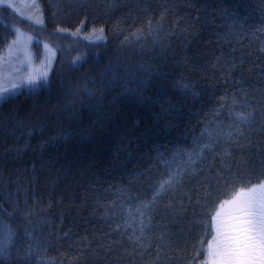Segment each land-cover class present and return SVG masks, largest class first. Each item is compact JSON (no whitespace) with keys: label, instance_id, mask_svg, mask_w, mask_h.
<instances>
[{"label":"trees","instance_id":"16d2710c","mask_svg":"<svg viewBox=\"0 0 264 264\" xmlns=\"http://www.w3.org/2000/svg\"><path fill=\"white\" fill-rule=\"evenodd\" d=\"M37 3L44 31L103 39L0 100V204L19 233L2 264H204L208 209L264 179V0Z\"/></svg>","mask_w":264,"mask_h":264},{"label":"snow or ice","instance_id":"6c2138e0","mask_svg":"<svg viewBox=\"0 0 264 264\" xmlns=\"http://www.w3.org/2000/svg\"><path fill=\"white\" fill-rule=\"evenodd\" d=\"M229 35L230 33L226 32L222 38L226 39ZM28 39H31V37H28ZM19 43L20 38L18 36L13 44ZM262 51H264V48H262ZM77 59L79 57H74L73 62L75 63ZM106 70L112 73L109 82L112 88L121 87L124 91H129L127 82L122 79V74L118 70L113 69L110 65L106 66ZM40 77L46 83L47 72L41 73ZM37 79V76L29 75L22 78L19 85L13 84L11 87L12 89L27 87L29 91H36L40 87ZM141 83L144 82L141 81ZM188 86L186 83L180 85L181 88H187ZM9 94H11L10 90L0 85V99ZM250 115L251 113H237V117L241 120H247ZM17 123L20 127L24 126L21 122ZM60 131L57 132V135H60ZM32 132L33 129L29 128L28 135L30 136ZM50 139L55 140L56 136L50 137ZM199 147L201 149L210 148L211 144H201ZM189 162H185V167ZM162 163L170 164L171 162L162 161ZM177 168L178 171L169 168L168 174L154 185L153 201L166 187H173L180 180L184 168L179 165H177ZM261 176H264V172H261ZM207 195L208 193L205 192V196ZM150 203L151 201H141L138 203L137 209H147ZM224 205L230 207L227 222L221 219V209ZM10 207L11 211L0 204V264L10 256L19 236L18 228L14 227L10 220L18 209L11 202ZM208 214L211 215L215 235L208 244L206 264H264V179H260L258 184H252L249 188H242L231 200H222L214 213L209 208L204 217L205 228H207ZM24 215H27V213H24ZM141 216H143V212H141ZM27 235L30 236L31 233H27Z\"/></svg>","mask_w":264,"mask_h":264},{"label":"rangeland","instance_id":"374dc122","mask_svg":"<svg viewBox=\"0 0 264 264\" xmlns=\"http://www.w3.org/2000/svg\"><path fill=\"white\" fill-rule=\"evenodd\" d=\"M0 7L7 9L6 14L0 15V20L8 24L6 29L11 37L7 43L0 45V85L9 89L11 94L20 90V87L12 89L11 86L19 85L22 78L33 75L37 76V80L41 79L40 74L50 70L56 51L66 53L80 51L85 43L94 44L103 39V32L97 29L86 33L63 29L50 33L44 31L45 21L37 0H0ZM18 36L20 43L13 44ZM84 55L83 52L80 56L84 57ZM80 56L78 57L82 60ZM79 59L77 61H80ZM221 213V219L227 222L230 214L229 205H224ZM214 235L213 229L210 240ZM208 244L204 249V264H206Z\"/></svg>","mask_w":264,"mask_h":264}]
</instances>
